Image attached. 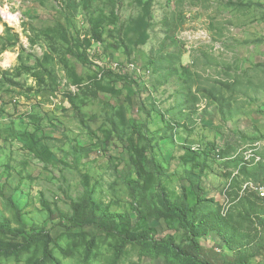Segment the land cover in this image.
I'll return each instance as SVG.
<instances>
[{
    "label": "rangeland",
    "instance_id": "1",
    "mask_svg": "<svg viewBox=\"0 0 264 264\" xmlns=\"http://www.w3.org/2000/svg\"><path fill=\"white\" fill-rule=\"evenodd\" d=\"M3 49L0 264H264V0H0Z\"/></svg>",
    "mask_w": 264,
    "mask_h": 264
},
{
    "label": "trees",
    "instance_id": "2",
    "mask_svg": "<svg viewBox=\"0 0 264 264\" xmlns=\"http://www.w3.org/2000/svg\"><path fill=\"white\" fill-rule=\"evenodd\" d=\"M3 50H0V54L3 53ZM81 61H83L85 64H91L89 61V58L85 55H79L78 56ZM0 74L4 77L6 72L1 71ZM1 81V80H0ZM135 190V189H134ZM195 203L196 200H195ZM197 205H193L192 207L184 206V211L181 213L182 215V222H181V228L185 230L186 232V248H179L174 247L173 249L182 257H190L193 254L196 255H204L203 254V248L200 245V243L197 240V234L195 227L190 224H185V215L186 213H194L195 207ZM75 215L74 217H66L62 219L60 222L61 226H64L68 229H77V228H85L90 225H96L100 227L102 230H105L106 232L110 234H116L122 236L125 240H130V224H125L123 229H121L120 224L117 221H109L107 222H97L93 219L97 218L94 213H91L89 215L85 214L83 208L79 205L74 206ZM0 230L3 232L8 231L9 229L4 227V225H0ZM50 235V233H49ZM51 236V235H50ZM141 241H153L152 236H143L140 238ZM3 250L7 251L8 253H14L18 249L14 244H8L6 245ZM46 258L51 261L53 264H62V262L57 259L50 249L46 252ZM250 264L249 260L245 256H240L237 261L228 260L226 261V264Z\"/></svg>",
    "mask_w": 264,
    "mask_h": 264
},
{
    "label": "built area",
    "instance_id": "3",
    "mask_svg": "<svg viewBox=\"0 0 264 264\" xmlns=\"http://www.w3.org/2000/svg\"><path fill=\"white\" fill-rule=\"evenodd\" d=\"M18 16H19V14H15V15H12V14H6L5 16H4V18H6L7 20H10V21H12V22H15V20L16 21H18L19 19H18ZM5 19V20H6ZM257 192L259 193V195L261 196V197H264V187H262V188H258L257 189Z\"/></svg>",
    "mask_w": 264,
    "mask_h": 264
}]
</instances>
